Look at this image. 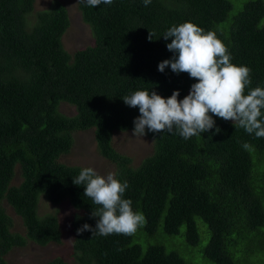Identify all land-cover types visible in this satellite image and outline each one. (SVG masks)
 <instances>
[{
  "label": "trees",
  "instance_id": "16d2710c",
  "mask_svg": "<svg viewBox=\"0 0 264 264\" xmlns=\"http://www.w3.org/2000/svg\"><path fill=\"white\" fill-rule=\"evenodd\" d=\"M77 6L93 42L69 54L62 44L69 16L61 2L52 0L46 10L34 12V0H0V264L13 247L60 242L56 216L38 215L41 197L52 204L67 199L75 210L72 262L55 258L48 264H191L166 239L184 227L186 244L196 247V220L209 231L201 250L209 263L264 260V138L213 116V129L188 140L145 129L153 150L136 167L112 146L113 133L133 132L139 116L138 108L123 103L124 96L148 90L168 98L179 91L183 99L198 82L170 68L157 70L173 56L166 48L171 39L163 38L172 26L191 22L215 32L231 63L251 69L249 90L264 88V2L249 1L234 16L228 0ZM62 103L74 107L72 116L59 111ZM88 130L116 178L128 182L123 198L146 217L132 235H77L84 224L95 228L91 212L97 206L83 195V185L72 182L83 167L59 159L70 152L73 134ZM16 167L20 181L13 185ZM4 202L22 232L14 230Z\"/></svg>",
  "mask_w": 264,
  "mask_h": 264
},
{
  "label": "clouds",
  "instance_id": "9594fccd",
  "mask_svg": "<svg viewBox=\"0 0 264 264\" xmlns=\"http://www.w3.org/2000/svg\"><path fill=\"white\" fill-rule=\"evenodd\" d=\"M88 7L101 4L111 5L113 0H77ZM151 0H143L147 7ZM149 33V40L152 39ZM170 59L160 62L157 70L165 68L175 74L187 73L196 83L190 86L188 94L178 99L179 91L163 98L155 91L138 90L122 98L130 108H138L139 116L133 120L134 137L151 133L178 134L188 140L215 127L213 116L231 121L256 138H264V88L251 84V69L231 63L232 56L226 45L213 31L185 22L170 27L163 35ZM247 94H245V91ZM211 114V115H210ZM175 130V132H174ZM220 132L219 128L215 129ZM244 149L251 145L244 143ZM74 185H83V195L97 208L91 212L95 217V228L84 224L77 229V235L89 231L92 235H132L146 224V217L134 211L132 201L125 199L128 182H121L116 173L101 175L91 167L83 168L73 180Z\"/></svg>",
  "mask_w": 264,
  "mask_h": 264
},
{
  "label": "rangeland",
  "instance_id": "374dc122",
  "mask_svg": "<svg viewBox=\"0 0 264 264\" xmlns=\"http://www.w3.org/2000/svg\"><path fill=\"white\" fill-rule=\"evenodd\" d=\"M52 0H34V12L46 10ZM64 5L69 16V27L62 37V44L66 52L73 54L76 50L90 46L93 42L91 32L81 19L78 10L77 0H58ZM232 10L230 16L237 15L243 8V5L252 0H228ZM254 1V0H253ZM264 2V0H262ZM59 111L66 116L74 114V107L62 103ZM73 146L70 152L59 161L63 164L91 167L101 175H107L114 172V166L103 158L96 148L93 130L79 131L73 134ZM112 146L120 154L128 156L133 167H136L145 157L149 156L153 150V139L147 136L134 137L132 132H114L112 135ZM17 167L12 184L20 181ZM7 214L13 221L14 230L22 232L20 221L10 207L3 203ZM75 210L71 207L67 199L58 204H52L47 199L41 197L38 204V215L53 214L56 216L60 230V242L50 243L46 246H39L32 242H27L22 247L11 248L4 256L6 264H48L55 258H60L67 262H72L74 233L71 227V218ZM200 242L196 247H190L184 240V227L180 229V234L175 237H167L166 241L170 243L169 249L177 252L191 264H211L206 261L201 250L208 245L209 231L207 226L200 220H196ZM256 244H259L258 242ZM251 264H264V260L258 257L251 259Z\"/></svg>",
  "mask_w": 264,
  "mask_h": 264
}]
</instances>
